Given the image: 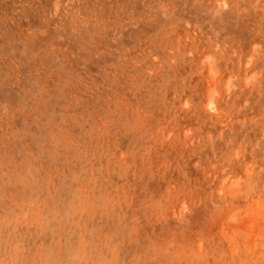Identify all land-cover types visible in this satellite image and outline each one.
Segmentation results:
<instances>
[{
    "label": "rangeland",
    "instance_id": "374dc122",
    "mask_svg": "<svg viewBox=\"0 0 264 264\" xmlns=\"http://www.w3.org/2000/svg\"><path fill=\"white\" fill-rule=\"evenodd\" d=\"M0 264H264V0H0Z\"/></svg>",
    "mask_w": 264,
    "mask_h": 264
}]
</instances>
